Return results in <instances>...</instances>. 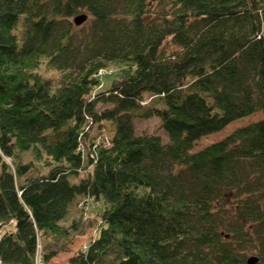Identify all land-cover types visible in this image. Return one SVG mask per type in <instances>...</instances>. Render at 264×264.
I'll return each mask as SVG.
<instances>
[{
  "label": "trees",
  "instance_id": "obj_1",
  "mask_svg": "<svg viewBox=\"0 0 264 264\" xmlns=\"http://www.w3.org/2000/svg\"><path fill=\"white\" fill-rule=\"evenodd\" d=\"M259 111L264 0H0V264H36L81 197L102 208L70 264H264V116L193 151Z\"/></svg>",
  "mask_w": 264,
  "mask_h": 264
},
{
  "label": "rangeland",
  "instance_id": "obj_2",
  "mask_svg": "<svg viewBox=\"0 0 264 264\" xmlns=\"http://www.w3.org/2000/svg\"><path fill=\"white\" fill-rule=\"evenodd\" d=\"M90 17L83 23L86 24L89 21ZM73 22V18H72ZM74 24V22H73ZM81 24V25H83ZM75 25V24H74ZM81 25H75V27H80ZM40 71L45 76L55 75L56 77L60 75V73L53 72L52 70H48L45 64H42L40 67ZM119 67L110 66L106 69V74L99 75L100 84L98 87L93 89V92L101 91L107 89L111 82L117 78ZM56 73V74H55ZM57 77V78H58ZM56 78V79H57ZM146 99H148V95H145ZM100 107L101 104L99 105ZM263 112H255L254 114L247 116L245 118L236 120L230 124H228L223 130L213 133L207 136L202 137L195 144L193 151H197L202 149L203 147L221 140L226 135L230 134L235 129L247 125L251 122L258 121L263 118ZM105 131L100 129L98 130L96 127L93 131L92 138L95 140L96 145H100L103 142V139L107 138V136L111 135V125L108 122H104ZM135 130L137 134L147 133V134H155L161 137L163 143H167L169 141L168 135L164 132V130L160 126V119L157 117H152L148 119L144 118H135L134 119ZM107 131V132H106ZM107 135V136H106ZM9 165L12 164L13 159L4 157L3 158ZM46 157L38 160L34 157L31 151L24 152L20 155V161L22 163H32L38 170L44 171L46 165ZM48 165V164H47ZM52 165V164H50ZM37 171V170H36ZM40 171V172H42ZM35 173V172H34ZM72 180H76L73 178ZM85 199L82 197L72 204L70 207L69 215L66 220L62 222V227L64 231L61 234L50 233L46 236L45 239H40L39 245V254L36 258V264H70L69 259L79 252L82 249H85L88 243L94 239L96 234V224L99 218V211L102 208V202L100 201H86L87 204H84ZM83 203V206L81 204ZM75 222L77 225V229L74 230L71 226ZM14 229V223H9L6 226L0 228V237L5 231H9ZM66 231V232H65ZM56 251V255L49 260L47 263H43L42 254L44 252ZM257 255L256 252L249 253V256Z\"/></svg>",
  "mask_w": 264,
  "mask_h": 264
},
{
  "label": "water",
  "instance_id": "obj_3",
  "mask_svg": "<svg viewBox=\"0 0 264 264\" xmlns=\"http://www.w3.org/2000/svg\"><path fill=\"white\" fill-rule=\"evenodd\" d=\"M87 19H88V15L85 13H81V14L74 16L73 22L75 25L78 26V25L83 24ZM0 228H1V226H0ZM258 260H259L258 257L253 255L247 259V262H248V264H256L258 262Z\"/></svg>",
  "mask_w": 264,
  "mask_h": 264
},
{
  "label": "built area",
  "instance_id": "obj_4",
  "mask_svg": "<svg viewBox=\"0 0 264 264\" xmlns=\"http://www.w3.org/2000/svg\"><path fill=\"white\" fill-rule=\"evenodd\" d=\"M103 74H106V69H101V70L98 72L97 75L99 76V75H103ZM81 206H83V203L81 204ZM39 249H40V245H38V251H37L36 258H37L38 254H39Z\"/></svg>",
  "mask_w": 264,
  "mask_h": 264
}]
</instances>
